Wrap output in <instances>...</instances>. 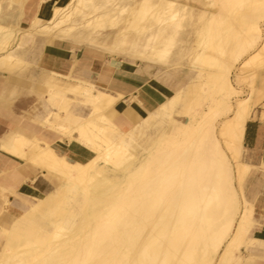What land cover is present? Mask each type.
<instances>
[{"label": "bare ground", "instance_id": "obj_1", "mask_svg": "<svg viewBox=\"0 0 264 264\" xmlns=\"http://www.w3.org/2000/svg\"><path fill=\"white\" fill-rule=\"evenodd\" d=\"M28 8V27L0 23V71L28 67L17 41L38 35L156 66L172 93L150 134L148 122L122 131L120 96L88 82L51 73L28 92L5 88L11 103L32 95L44 115L35 106L29 119L85 152L4 122L0 151L53 188L32 197L0 185V264H252L242 250L263 244L250 236L243 137L264 99V0H0V22Z\"/></svg>", "mask_w": 264, "mask_h": 264}, {"label": "crops", "instance_id": "obj_2", "mask_svg": "<svg viewBox=\"0 0 264 264\" xmlns=\"http://www.w3.org/2000/svg\"><path fill=\"white\" fill-rule=\"evenodd\" d=\"M3 12L0 22L3 26L28 27L32 18L29 8L20 17H17L12 9H5ZM17 42L22 43L18 54L28 67L23 68L19 74L0 71V93L12 86H21L28 92L32 85L42 83L41 76L44 74L69 76L71 80L88 82L120 96L112 108L114 122L122 131L142 128L144 123L148 122V132H154L151 115L172 93L169 78L164 75V71L158 72V67L136 63L129 68L126 62L103 55L99 51L87 50L83 46L76 49L71 42L61 40L49 43L38 35L28 39L20 34ZM181 83L183 85L185 81ZM26 92L12 103L6 98H0V137L9 129L5 123H12L70 154L81 155L85 152L82 149L74 151L67 141L60 145L55 133L42 129L29 119L28 113H34L35 106L40 116L44 115V112L40 105L34 102V97ZM261 112L258 111L256 118L247 122L243 137V146L247 150L244 161L250 166L242 183L244 196L252 207L253 225L250 236L263 244L246 252L242 250L246 257L254 260L252 264H264V119H260ZM24 168L23 162L0 151L2 187L13 190L19 196L32 197H41L53 188L51 181L41 173L27 179L23 174ZM8 201L10 214L18 212L14 197L9 196ZM5 204L4 198L0 196V217Z\"/></svg>", "mask_w": 264, "mask_h": 264}, {"label": "rangeland", "instance_id": "obj_3", "mask_svg": "<svg viewBox=\"0 0 264 264\" xmlns=\"http://www.w3.org/2000/svg\"><path fill=\"white\" fill-rule=\"evenodd\" d=\"M253 52H255V51H253ZM246 74H248V72H246ZM248 86H249V84L248 83H244V84H241L240 86H239V88L240 89H242V91H243V95H242V97H245V96H247V94L249 93V88H248ZM258 86H260L259 84H258ZM263 104H264V99L262 100V101H260L255 107H254V110L258 113V111H263L264 110V106H263ZM186 116V114L184 115V117ZM186 117H188V115L186 116ZM185 117V118H186ZM189 119H191V117H188V118H186V123L187 122H189ZM50 190H52V188L50 189ZM19 212V211H18Z\"/></svg>", "mask_w": 264, "mask_h": 264}]
</instances>
